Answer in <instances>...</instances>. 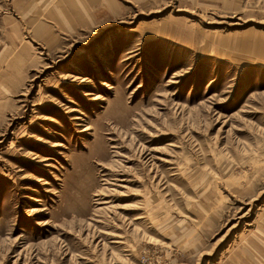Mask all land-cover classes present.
Returning a JSON list of instances; mask_svg holds the SVG:
<instances>
[{"label":"rangeland","instance_id":"1","mask_svg":"<svg viewBox=\"0 0 264 264\" xmlns=\"http://www.w3.org/2000/svg\"><path fill=\"white\" fill-rule=\"evenodd\" d=\"M0 264H264V0H0Z\"/></svg>","mask_w":264,"mask_h":264},{"label":"bare ground","instance_id":"2","mask_svg":"<svg viewBox=\"0 0 264 264\" xmlns=\"http://www.w3.org/2000/svg\"><path fill=\"white\" fill-rule=\"evenodd\" d=\"M109 87H111V86H109ZM87 94H90V92H88ZM96 99V98H95ZM76 119H80V117H76Z\"/></svg>","mask_w":264,"mask_h":264}]
</instances>
